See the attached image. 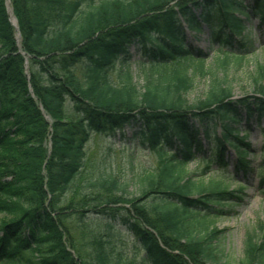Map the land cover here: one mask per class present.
I'll use <instances>...</instances> for the list:
<instances>
[{
  "label": "trees",
  "instance_id": "trees-1",
  "mask_svg": "<svg viewBox=\"0 0 264 264\" xmlns=\"http://www.w3.org/2000/svg\"><path fill=\"white\" fill-rule=\"evenodd\" d=\"M10 4L21 41L0 0V151L13 160H0V213L8 216L0 222V264L20 262L24 254L36 264H140L116 257L99 238L80 250L65 230L70 220L102 221L107 237L115 224L125 228L143 252L141 264H217L222 232L215 218L223 210L214 205L237 200L243 187L205 183L186 167L201 161L204 174L214 164L227 167L229 148L247 167L249 134L240 129L257 122L264 137V67L253 91L235 99L227 78L207 69L206 52L187 43V33L207 29L211 46L218 45L215 65L240 67L253 50L246 22L255 17L264 28V0ZM132 46L151 65L143 89L129 72L122 86L108 82L116 63L129 62ZM80 64L85 66L79 74ZM197 74L210 79L205 92L191 99ZM127 129L133 132L131 144L153 151L159 163L143 165L136 194L111 173L86 175V146L93 135L119 136L126 147ZM262 155L264 188V145ZM128 159L143 163L135 154ZM197 181L206 187L196 189ZM240 264H264V233H248Z\"/></svg>",
  "mask_w": 264,
  "mask_h": 264
},
{
  "label": "rangeland",
  "instance_id": "rangeland-1",
  "mask_svg": "<svg viewBox=\"0 0 264 264\" xmlns=\"http://www.w3.org/2000/svg\"><path fill=\"white\" fill-rule=\"evenodd\" d=\"M99 3L101 0H94ZM249 3L250 0H244ZM9 20L17 32V41H21V34L18 28L17 19L13 15L10 0H5ZM88 3L82 7L83 11L88 9ZM247 35L253 41V50H250L247 58L242 66L236 67L231 65L229 68H219L215 65L218 58L214 55V51L218 49V45L211 46L209 42V33L205 29L199 34L193 32L187 33V43L201 47L206 52V67L209 71L216 73L220 78H227V84L233 89L234 98L239 99L245 95V92L253 91V83L255 79H260V67H264V28L261 26L258 18H251L246 22ZM238 46V42L235 43ZM23 55L25 53H22ZM130 60L127 64L121 62L116 63L115 67L108 73V82L116 87L125 83V74L133 77L139 89L145 85L146 75L150 73L151 65L146 59H143L136 46L129 49ZM25 72L29 78L30 63L28 57L25 58ZM144 61L142 65L141 62ZM84 64H80L76 71L80 74L84 68ZM182 68V67H181ZM189 72L193 75V67L189 68ZM210 76L195 75L193 77L194 84L189 91V98L195 99L202 95L207 89ZM32 92V90H30ZM45 114L42 107L40 108ZM48 124H52L53 120L48 115H44ZM241 133L248 131V143L251 150L245 158L247 164L246 172L235 169L237 162V153L234 149L229 148L227 151V161L229 163L226 169L218 170L217 165L205 172V164L201 161H192L186 167L189 175H197L200 181L208 183L209 181H221L224 186H228L230 190L243 187V192L238 194V199L234 200L227 206L221 207L214 205L216 209L223 210L222 214H218L215 218L216 227L222 233L216 241L217 253L220 256L217 264H240L245 253V243L248 233L256 232L261 235L264 233V188L261 187L259 173L261 172L260 163L263 161L262 149L264 145V137L261 135L260 127L257 122H251L249 126L243 125ZM217 132H221V128H217ZM125 141L128 146H122L119 136L115 138H107L98 134L93 135L86 146L88 169L87 174H95L97 171L111 173L115 175L122 183H129V192L136 194L138 175L145 164L149 163L156 167L159 163L153 151L137 149L133 141V132L129 129L125 130ZM211 146L205 141L206 157L210 158ZM140 162L131 164L128 157L134 154ZM6 152L0 151V160L9 161L10 158L5 157ZM13 161V160H10ZM144 165V166H143ZM93 176V175H90ZM209 182V183H211ZM194 187H206L202 182L193 183ZM8 216L0 213V222ZM65 230L72 241L79 246V249L86 251L89 249L93 238L102 239L107 250L116 257L118 254L124 256V260L130 263H142L143 252L137 250V242L132 234L123 227L115 224V229L111 237H107L104 228V222L101 221H64ZM3 264H36L35 258L28 255L23 256L20 262H4Z\"/></svg>",
  "mask_w": 264,
  "mask_h": 264
}]
</instances>
